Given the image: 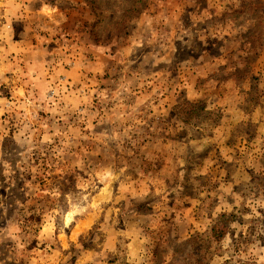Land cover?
I'll return each instance as SVG.
<instances>
[{"label": "rangeland", "instance_id": "rangeland-1", "mask_svg": "<svg viewBox=\"0 0 264 264\" xmlns=\"http://www.w3.org/2000/svg\"><path fill=\"white\" fill-rule=\"evenodd\" d=\"M196 259L264 264V0H0V264Z\"/></svg>", "mask_w": 264, "mask_h": 264}, {"label": "trees", "instance_id": "trees-1", "mask_svg": "<svg viewBox=\"0 0 264 264\" xmlns=\"http://www.w3.org/2000/svg\"><path fill=\"white\" fill-rule=\"evenodd\" d=\"M191 106L195 109L198 107V105L195 103L191 104ZM233 217H236L234 213L232 214L224 213L215 221V223L213 224V226L211 227L210 231L207 234H205L204 236H200L198 234L193 236L189 240L192 243L193 249L200 247L201 237L204 238L202 240H207V241L209 240L210 242L215 241L218 243L221 242L229 233L230 222L232 221ZM194 264H205V262L203 260L196 259V263Z\"/></svg>", "mask_w": 264, "mask_h": 264}]
</instances>
